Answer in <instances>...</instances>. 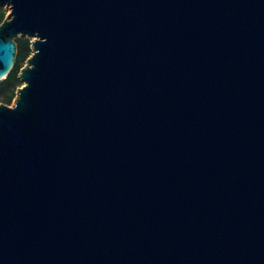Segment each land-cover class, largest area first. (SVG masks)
Instances as JSON below:
<instances>
[{"label": "water", "instance_id": "water-1", "mask_svg": "<svg viewBox=\"0 0 264 264\" xmlns=\"http://www.w3.org/2000/svg\"><path fill=\"white\" fill-rule=\"evenodd\" d=\"M0 4V264H264V0Z\"/></svg>", "mask_w": 264, "mask_h": 264}, {"label": "rangeland", "instance_id": "rangeland-1", "mask_svg": "<svg viewBox=\"0 0 264 264\" xmlns=\"http://www.w3.org/2000/svg\"><path fill=\"white\" fill-rule=\"evenodd\" d=\"M9 13H10V6L7 4H0V22L3 21ZM32 39L33 38H29L26 36H18L15 39L17 45H19L18 51H17L16 62L14 65V67H18V76L20 74V70L26 65L28 58L32 54V48H31ZM20 43L22 47L20 46ZM18 79H19V83L17 84V87H16L15 97H16L17 89L20 88L24 84V82L19 77ZM5 92L8 93L9 88H5L4 85L0 84V104L13 106L15 97L10 103H7L6 101L1 100Z\"/></svg>", "mask_w": 264, "mask_h": 264}, {"label": "trees", "instance_id": "trees-1", "mask_svg": "<svg viewBox=\"0 0 264 264\" xmlns=\"http://www.w3.org/2000/svg\"><path fill=\"white\" fill-rule=\"evenodd\" d=\"M2 22L3 21H1L0 24ZM20 46L22 47L21 43ZM18 47L19 45H17V48ZM18 83H19L18 67H14L12 71L7 75V77L2 81H0V84L4 85L5 88H9V92L8 93L5 92L1 100L10 103L15 97V91Z\"/></svg>", "mask_w": 264, "mask_h": 264}]
</instances>
